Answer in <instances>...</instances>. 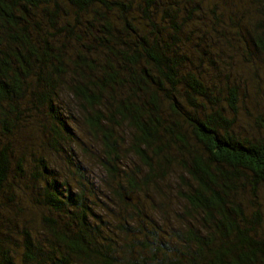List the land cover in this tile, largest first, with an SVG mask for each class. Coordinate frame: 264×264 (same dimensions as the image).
Instances as JSON below:
<instances>
[{"label": "trees", "instance_id": "obj_1", "mask_svg": "<svg viewBox=\"0 0 264 264\" xmlns=\"http://www.w3.org/2000/svg\"><path fill=\"white\" fill-rule=\"evenodd\" d=\"M199 1L0 0V205L13 196L7 184H28L46 210L0 215L4 235L23 233L20 258L0 245V264H264L261 218L249 211L264 183V137L249 140L234 130L238 89L221 86V70L205 81L190 59L207 57L215 67L208 44L224 39L215 7L207 6L211 16L200 15ZM235 1L240 7L227 17L232 40L243 51L246 34L264 54V0ZM60 100L76 104L83 133L101 148L96 164L113 180L120 204L137 210V193L173 168L182 172L183 230L161 238L155 229L132 227L125 212L114 227L127 239L122 243L99 226L95 202L67 182L37 183L35 172L23 182L25 152L15 147V136L29 119L51 141L70 137ZM123 150L138 171L117 179ZM36 152V173H45ZM34 234L43 241H32Z\"/></svg>", "mask_w": 264, "mask_h": 264}, {"label": "rangeland", "instance_id": "obj_2", "mask_svg": "<svg viewBox=\"0 0 264 264\" xmlns=\"http://www.w3.org/2000/svg\"><path fill=\"white\" fill-rule=\"evenodd\" d=\"M230 2L225 0L199 1L200 15H210L207 13V6L215 7L218 20L221 19L224 22V25L217 24L216 26L220 30L218 36H224V39L221 41V39L212 38L214 40H210V44H208L212 52V55L208 56L215 59V67L207 57H203L200 61L197 55L192 54L190 59L198 67L197 70L205 81L208 78H213L217 70H221L219 75L221 86H236L239 92V100L237 112L234 116V130L243 138L255 140L258 137H264V54L252 48L249 36L246 34H244L246 43L243 46V51L238 42L232 40L234 30L228 27V11L240 6L235 0L229 4ZM207 15L206 18L210 19L211 15ZM204 28L203 26L202 29ZM220 94H225L223 89ZM67 99L69 100V98ZM59 102L61 105L59 104L58 111L61 115L63 114L70 126L72 132L70 137L57 135L55 136V142L53 139L51 141L49 138H52V134L46 136L42 133V129H38L37 125L29 119H25L26 123H22L21 133L15 136V138H18L15 147H18L19 150L23 149L22 153L25 152L22 159L25 168V172L23 171L22 174L23 182L30 179L33 172H35L34 179L37 180V183H40L41 178L43 180L47 177L67 182L71 185L73 191L77 190L85 198L92 199L95 202L92 210L100 220L99 226L105 230V235L112 237L116 234V240H121L122 243H125L127 239L121 236L122 234L115 233L114 227L115 224L117 226V222L121 220L120 216L125 212L134 219L129 223L132 227L144 231L155 229L161 238L167 237L173 228L183 230L186 227V221L182 215L183 213H181L183 203H181L179 197V191L182 187L177 181V175L182 174V172L173 168L166 178L155 179L152 186L150 185L142 193H137V197H135L137 198L136 202L139 204L137 210H134L136 204H120L114 197L113 180L107 177L97 165L98 158L101 157L99 144L90 140L82 131L83 127L79 119L80 112L78 113L76 104L70 101L66 103L60 100ZM71 116L75 118V121L73 119L71 121ZM122 133L126 145L130 137L125 129ZM31 137L33 139L29 140ZM30 142H33L32 150L30 148L27 150L25 147L29 146ZM18 148L16 150L19 152ZM34 150L38 151L35 153L36 156L37 154L43 156L42 162L46 164L45 173H36L40 170V165L38 166L31 153ZM122 156L116 178H122L125 174L128 175L125 178H128L134 175L132 173L138 171L136 168L137 160L132 155L123 150ZM141 172L144 171L141 170ZM27 185L20 184L18 189H14L11 183L5 186L6 191L13 192V196L10 197L11 200L9 199L2 206L0 205V215L8 219L13 216L20 217L26 211L46 212L37 202V199H34V192H31ZM255 196L256 206L251 207L249 211L255 209L259 212L261 219L257 235L264 239V183L258 186ZM31 225L33 231H36L37 224L31 223ZM9 230L15 229L11 227ZM17 230L4 231L8 234L4 235L0 229V245L4 248L3 251L11 253L15 261L20 258L23 250V233ZM31 239L32 241L33 239L43 241V238L37 236V234L32 235Z\"/></svg>", "mask_w": 264, "mask_h": 264}]
</instances>
